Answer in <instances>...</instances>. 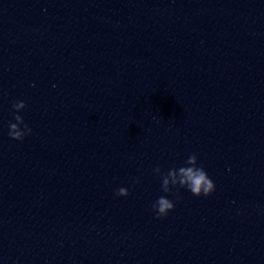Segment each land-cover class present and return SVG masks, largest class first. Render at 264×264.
Instances as JSON below:
<instances>
[{"label":"water","instance_id":"water-1","mask_svg":"<svg viewBox=\"0 0 264 264\" xmlns=\"http://www.w3.org/2000/svg\"><path fill=\"white\" fill-rule=\"evenodd\" d=\"M0 264H264V0H0Z\"/></svg>","mask_w":264,"mask_h":264},{"label":"clouds","instance_id":"clouds-1","mask_svg":"<svg viewBox=\"0 0 264 264\" xmlns=\"http://www.w3.org/2000/svg\"><path fill=\"white\" fill-rule=\"evenodd\" d=\"M26 104L23 101H19L13 104V108L16 110L14 115L15 123H10L9 136L15 140H23L25 135L31 133L32 129L24 122V119L19 115V111L24 109ZM23 125V129H21ZM185 166L179 168H170L166 174L161 173V168L157 166L155 172L162 175V191L164 193L171 192L173 187L179 186L180 188H187L195 196H208L215 191V183L209 177L208 173L202 165H197V155L191 154L184 162ZM129 190L125 187H120L116 195L127 196ZM156 211L157 218L165 217L169 211L173 210L175 204L167 196H160L156 202L152 205Z\"/></svg>","mask_w":264,"mask_h":264}]
</instances>
